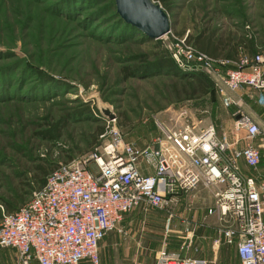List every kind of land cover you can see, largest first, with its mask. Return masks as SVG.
<instances>
[{
    "label": "rangeland",
    "instance_id": "obj_1",
    "mask_svg": "<svg viewBox=\"0 0 264 264\" xmlns=\"http://www.w3.org/2000/svg\"><path fill=\"white\" fill-rule=\"evenodd\" d=\"M169 4V38H188L210 24L220 34L253 41L254 53L264 49V0ZM119 17L115 0H0V206L17 188L21 196L27 194L26 202L30 200L37 190L26 185L36 165L33 160L67 164L92 154L101 143H96L97 132L109 119L105 109L115 115L127 140L140 148L151 143L162 125L180 126L183 111L199 127L214 124L221 133L231 132L237 109L226 108L214 90L191 99L183 89L190 75L157 69L169 40L133 35L137 29ZM254 100L260 107V98ZM50 129L54 140L37 136ZM262 163L249 174L264 177V159ZM201 202L193 199L164 211L152 210L147 219L133 212L121 229L133 233V228L146 230L151 225L160 245L167 243L177 251L185 235L180 217L197 205L205 212L210 203ZM195 236L194 256L203 258L198 242L210 239L207 220L198 223ZM123 238L114 232L102 243L103 264H134L129 258H147L142 250L135 257L126 255L120 248ZM7 253L10 264H17L16 253Z\"/></svg>",
    "mask_w": 264,
    "mask_h": 264
},
{
    "label": "built area",
    "instance_id": "obj_2",
    "mask_svg": "<svg viewBox=\"0 0 264 264\" xmlns=\"http://www.w3.org/2000/svg\"><path fill=\"white\" fill-rule=\"evenodd\" d=\"M169 35L168 52L179 68L205 72L223 105L237 109L231 132L221 133L214 124L199 127L183 111L180 126L162 125L140 148L116 118L108 119L92 154L61 164L18 211L0 206V253L15 251L17 264H102L106 238L114 232L129 236L121 229L126 216L185 205L208 190L213 206L205 220L215 217L221 225L214 248H234L240 264H264V177L249 174L264 159V49L252 55L240 47L235 60L216 59L187 36ZM245 95L260 98V122L244 112ZM180 222L181 252L164 244L156 264H217L188 256L196 226L184 215Z\"/></svg>",
    "mask_w": 264,
    "mask_h": 264
},
{
    "label": "trees",
    "instance_id": "obj_3",
    "mask_svg": "<svg viewBox=\"0 0 264 264\" xmlns=\"http://www.w3.org/2000/svg\"><path fill=\"white\" fill-rule=\"evenodd\" d=\"M155 1H159L161 5L165 8V10L167 12L169 11L168 10L170 6L169 0H155ZM117 17H119L118 14ZM127 26L130 25L127 24ZM131 29L133 30L132 26ZM132 33L133 35L135 33H138V37L144 36L138 30H133ZM180 37H183V34H179V38ZM236 38L237 37H234L233 34H226V35L220 34L217 28L212 27L210 24H204L203 27L195 34L188 35L187 40L199 51L216 59L222 58V59L235 60L236 56L239 54V47H244L250 50V52L253 53L252 55L256 54L254 53L255 44L253 43V41L247 40L246 37H241L238 39ZM157 69L163 72L170 73L172 75H177V73L181 75H190L191 81L185 83L183 89H184V93L189 94L191 99L196 95H201L202 97H206L213 90L216 91L213 82L209 80L207 75H205L206 74L205 72L203 71L190 72V71L182 70L169 55V52L168 53L166 52V56L162 57L159 60L157 64ZM124 72L126 73V70H124ZM148 72L149 69L146 68V73ZM51 131H52L51 129L47 131L42 130L40 132H37V136L44 140L46 139L54 140L55 137L51 134ZM104 131L105 128L99 129V131L97 132L96 143L100 141V136L104 133ZM33 163L36 164L32 169L33 174L31 178L27 179L29 184H26L32 186L31 187L32 190L33 189L38 190L42 188L46 184L47 178L50 176V174L54 172L61 165V164L53 163L45 158H37L33 160ZM26 200H27V194L24 193V195L21 196L19 194V188H17L15 193L11 195L9 202L3 203V207L5 208L6 212L13 213L18 211L22 206H24L27 203ZM2 216H3L2 211L0 210V222L2 220Z\"/></svg>",
    "mask_w": 264,
    "mask_h": 264
},
{
    "label": "crops",
    "instance_id": "obj_4",
    "mask_svg": "<svg viewBox=\"0 0 264 264\" xmlns=\"http://www.w3.org/2000/svg\"><path fill=\"white\" fill-rule=\"evenodd\" d=\"M254 52H255V50H254ZM240 96H241V94H235L234 95V97H240ZM255 97H256V95H247V96L245 95L244 112L250 118H252L255 122H260V118L263 115V109L257 105L256 101L254 100ZM231 109H236V108L233 107ZM262 164H261V166H262ZM253 172H255V171H253ZM261 178H263V177H261ZM194 200H197V202H198L197 204H201L202 203L201 201H203V200L210 203V205H208V207L206 208L205 212H203V208L200 209V208H198V205H197V208L194 211L187 209L183 213V215L185 217L192 220V222L196 226V231H197L198 223H201L202 221L205 220V217L207 215V210L213 206V196H212V193L208 190H200L195 195ZM135 214H140L141 216L145 217L146 219L149 216V212L147 214H145L141 211H136ZM127 218H128V216L125 217V220ZM125 220H124V222H125ZM206 220L208 221L209 227L211 229V236H210V239L208 238L207 240H203V241L201 240L200 243L198 242V245L200 246V250H199L198 254H200L203 258H195V256H194L195 252H193V250H191L188 253V256H190L194 259L216 260L217 264H240L234 248L225 247V246H223L220 250H217L214 248L213 241H214V239H216L218 237V234H219L218 232H219L221 225L218 223V221L216 220L215 217H209ZM150 226L151 225H149L148 228H146V230H145V227H143L142 230H141V228L140 229H134L133 228L132 231H134V232L132 233L129 230V236L127 238H123V240H125V242H123L121 244L120 248H122L124 250V252H126V255H128V256L134 255V257H135L136 252H138V251L140 254H141V250H142V253L146 252L147 258H129L130 260L133 261L134 264H156L157 254L161 250L163 245H160L159 234L156 232L155 228L153 226H151V227ZM132 227H134L133 224H132ZM195 234H196V232H195ZM196 239L197 238L195 236L194 244H193L194 247L196 246L195 245ZM165 244L168 246V249L171 252H181V250H180L181 246H180L179 250L172 251L171 248L169 247V245L167 243H165ZM196 244H197V242H196ZM144 250H146V251H144ZM8 251H13V250H4L0 253V264H10L11 258H9V256H8V253H7ZM182 254L184 256L186 255L185 253H182ZM100 255H101V251H100Z\"/></svg>",
    "mask_w": 264,
    "mask_h": 264
},
{
    "label": "water",
    "instance_id": "obj_5",
    "mask_svg": "<svg viewBox=\"0 0 264 264\" xmlns=\"http://www.w3.org/2000/svg\"><path fill=\"white\" fill-rule=\"evenodd\" d=\"M115 3L118 16L145 37L159 40L171 32L169 15L154 0H115ZM103 112L109 119L115 118L110 110Z\"/></svg>",
    "mask_w": 264,
    "mask_h": 264
}]
</instances>
